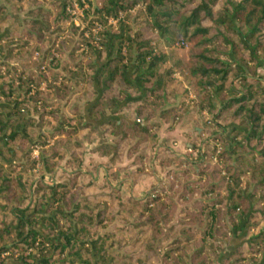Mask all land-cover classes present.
<instances>
[{
  "label": "trees",
  "instance_id": "obj_1",
  "mask_svg": "<svg viewBox=\"0 0 264 264\" xmlns=\"http://www.w3.org/2000/svg\"><path fill=\"white\" fill-rule=\"evenodd\" d=\"M85 1L104 28L68 67L50 53L69 0H0V264H264V0ZM203 113L143 199L83 181L88 145L140 174L162 123Z\"/></svg>",
  "mask_w": 264,
  "mask_h": 264
},
{
  "label": "rangeland",
  "instance_id": "obj_2",
  "mask_svg": "<svg viewBox=\"0 0 264 264\" xmlns=\"http://www.w3.org/2000/svg\"><path fill=\"white\" fill-rule=\"evenodd\" d=\"M86 9L87 3L85 0H69V3L65 9L66 21L63 23V27L66 28V31L61 36L59 35L56 37L57 33H54L52 35V38L56 37V39L53 40L55 42V46L59 45L60 42L65 41L66 43L64 47L61 48V53L51 52L50 56L60 58L62 62H66L67 64H69L68 67H73L74 63L78 61L77 58L83 57L82 55H80L82 50H85V47L81 43V48L74 51V56L78 57L72 59L68 54L70 48L73 47L72 43H69V40L75 39L80 41L81 36H84V38L93 36L102 27L104 28V26H102L98 20L88 22V20H90L92 16L91 14H88V16L85 15L84 10ZM24 15V13H20L21 17H24ZM119 16L120 18H122L123 14H119ZM118 22L119 17L107 18L105 27H111L114 30H117ZM72 27L76 28L74 32H71ZM47 46V43H44L41 47L42 49H46ZM41 47L39 46V48ZM173 47L176 49L178 57L182 61H186L187 44L182 40H177L176 42H174ZM39 53V51L33 52L31 57L26 61L27 64L32 65L34 62L38 61L40 59ZM46 62H44L45 64H43V66H46ZM44 73L47 79L50 78V75L48 72H46V69H44ZM258 74L262 78H264L263 67H260L258 69ZM175 76L178 79L181 78L178 73H176ZM41 84L42 89L45 85L44 83ZM192 98L193 94L191 92H188L186 100L188 101ZM60 107L61 112H63L65 115H69L68 110L63 109L62 105H60ZM193 118H195V121L193 120ZM193 118L188 129H184L182 126H180V123L175 125L171 130H167V125L164 123L161 124V128L158 131L159 143L153 149H149L146 152V159L144 160L143 164H141L143 173L140 174H135L133 171L137 166V164L134 163L133 158H128L126 156H124L121 161L116 162L115 165L111 168L106 169L103 165L106 158L99 157L96 153L89 152L91 146L88 145L83 155V181L86 183L94 179L97 184H102L104 179L107 178L113 183V185L119 188L120 194L123 197L143 199L146 194L151 191V188L154 185H158L160 181L166 179V170H168V168L162 167L160 165L161 158L167 153L175 154L178 157H184V155L191 153V150L189 149V147H187L188 141L184 136V132H186L185 130H190L195 126H197V128L199 127L201 130H204V125H208V120L211 119V116L203 113L200 115H195ZM218 123L223 125V121L221 120L218 121ZM203 132L204 134L200 138L202 141H205L209 138V136H207L205 131ZM223 136L224 138H228L229 135L227 132H224ZM31 155L36 158L37 152H32ZM117 167H120V169H116ZM172 168H175V165H172ZM59 174L60 173L57 174L56 179ZM47 179L48 176L46 180ZM252 233L253 231L250 230L248 231L247 235H250ZM234 240L235 243L238 242L237 238H234Z\"/></svg>",
  "mask_w": 264,
  "mask_h": 264
},
{
  "label": "crops",
  "instance_id": "obj_3",
  "mask_svg": "<svg viewBox=\"0 0 264 264\" xmlns=\"http://www.w3.org/2000/svg\"><path fill=\"white\" fill-rule=\"evenodd\" d=\"M98 157V156H97ZM99 158V157H98Z\"/></svg>",
  "mask_w": 264,
  "mask_h": 264
}]
</instances>
